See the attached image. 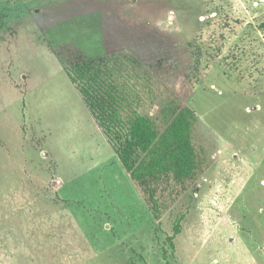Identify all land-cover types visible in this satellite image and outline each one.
<instances>
[{"label":"rangeland","instance_id":"obj_1","mask_svg":"<svg viewBox=\"0 0 264 264\" xmlns=\"http://www.w3.org/2000/svg\"><path fill=\"white\" fill-rule=\"evenodd\" d=\"M61 47L191 107L196 177L149 204ZM0 264H264V0H0Z\"/></svg>","mask_w":264,"mask_h":264},{"label":"trees","instance_id":"obj_2","mask_svg":"<svg viewBox=\"0 0 264 264\" xmlns=\"http://www.w3.org/2000/svg\"><path fill=\"white\" fill-rule=\"evenodd\" d=\"M57 55L123 169L147 195L149 204L157 206L156 190L163 181L182 185L196 177L193 132L198 119L191 107L171 102L163 107L159 123L151 115L135 113L126 118L129 99L104 60L89 59L70 47H61ZM179 231L176 225L174 236Z\"/></svg>","mask_w":264,"mask_h":264}]
</instances>
